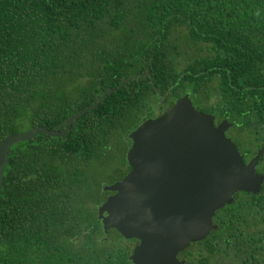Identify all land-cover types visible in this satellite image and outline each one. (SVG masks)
Returning a JSON list of instances; mask_svg holds the SVG:
<instances>
[{
  "label": "trees",
  "instance_id": "16d2710c",
  "mask_svg": "<svg viewBox=\"0 0 264 264\" xmlns=\"http://www.w3.org/2000/svg\"><path fill=\"white\" fill-rule=\"evenodd\" d=\"M177 30L207 53L182 69ZM107 89L64 138L39 134L9 150L0 264H131V242L96 217L97 178L160 98L188 94L196 110L227 118L244 162L253 157L264 146V0H0V140L62 131ZM213 222L187 263L264 264V187L235 195Z\"/></svg>",
  "mask_w": 264,
  "mask_h": 264
},
{
  "label": "water",
  "instance_id": "95a60500",
  "mask_svg": "<svg viewBox=\"0 0 264 264\" xmlns=\"http://www.w3.org/2000/svg\"><path fill=\"white\" fill-rule=\"evenodd\" d=\"M135 78L120 81L118 88ZM114 91H103L94 105L68 117L62 131L35 127L1 139L0 193L12 146L39 134L64 138L74 121ZM159 104L158 117L129 133L130 171L121 181L102 187L114 194L97 209L104 234L113 229L125 240L138 241L129 256L132 264H183L177 253L217 229L212 221L215 212L230 206L238 192L258 195L264 183V175L255 172L264 147L245 163L235 143L225 136L233 123L222 120L215 126L214 117L196 110L188 94L169 108L161 98Z\"/></svg>",
  "mask_w": 264,
  "mask_h": 264
},
{
  "label": "flooded vegetation",
  "instance_id": "af4514ba",
  "mask_svg": "<svg viewBox=\"0 0 264 264\" xmlns=\"http://www.w3.org/2000/svg\"><path fill=\"white\" fill-rule=\"evenodd\" d=\"M179 99V98H178ZM176 101V100H175ZM174 101V102H175ZM174 104V103H173ZM173 104H168V105H164L165 107H167V108H169L170 106H172ZM160 114H161V111H160ZM159 114V115H160ZM159 115H156V116H154V117H152V118H156V117H158ZM211 115V114H210ZM213 117H214V125L216 126V125H218L222 120H227L228 121V119L227 118H219L218 116H214V115H212ZM230 123V122H229ZM233 126V125H232ZM232 127H230L226 132H225V136L227 135V133H229V131H230V129H231ZM227 138H229L228 136H226ZM230 139V138H229ZM231 140V139H230ZM130 145H131V141H130V144H129V146H128V148H127V150H126V152L124 153V158H125V161H123V162H117V161H113V163H112V165H113V174H115V176H116V178H113V179H111V182L109 183L110 185H112V184H114L115 182H119V181H121L123 178H124V176H126L128 173H129V171H130V168L128 167V165H127V162H126V153H127V151H128V149L130 148ZM264 147V146H263ZM238 150V149H237ZM240 153V152H239ZM254 157V156H253ZM252 158V157H251ZM250 158V159H251ZM262 158V157H261ZM260 158V159H261ZM250 159H248L247 161H245V163H247ZM106 166V165H105ZM104 170V169H103ZM255 172H256V174H258V175H264V163L263 162H260V160L258 161V163H257V165H256V167H255ZM263 187H264V183L261 185V189H260V192H259V194L261 193V191L263 190ZM104 194H105V197H104V199H103V196H104V194H102L101 195V198H102V200H101V203L97 206V209H98V207L109 197V196H111V195H113L114 193H112V192H103ZM238 193H242V192H238ZM238 193H236V194H234L233 195V199H234V197H235V195H237ZM258 194V195H259ZM258 195H256V196H258ZM234 201V200H233ZM96 213H97V211H96ZM214 218V217H213ZM212 221H213V219H212ZM213 224H214V222H213ZM113 230V229H112ZM110 231V230H109ZM128 241H130L131 242V244H133V246H132V248H131V251H130V254H129V256L131 255V253H132V250H133V248L138 244V241L137 240H128ZM195 243H190L189 245H188V247L187 248H185V249H183L182 251H180V252H178L177 253V255H176V258L178 259V261H180V262H184L183 264H190V263H187V261H186V257L188 256V257H190L191 259H194V257H195V252H196V249H195V245H194ZM128 259H129V257H128ZM132 264V263H131Z\"/></svg>",
  "mask_w": 264,
  "mask_h": 264
},
{
  "label": "rangeland",
  "instance_id": "374dc122",
  "mask_svg": "<svg viewBox=\"0 0 264 264\" xmlns=\"http://www.w3.org/2000/svg\"><path fill=\"white\" fill-rule=\"evenodd\" d=\"M184 36H185V32H181V30H177L176 32L173 33V39L175 40V42L177 44H179V46H181V48H180L181 53H179L178 59H177V61L179 63V69H182L187 64V62L189 60H192L193 58L204 56L207 54V53H196L199 50L195 49L194 46H192V47L186 46L184 44V39H183ZM159 114H160V111L158 109H156L154 111V116L159 115ZM232 132L233 131H230V133H227L226 136L232 137V135H233ZM128 145L129 144H126L124 148H126ZM114 159L125 161L123 151H121V150L116 151V149H115V150H112L111 153L108 155V159L106 161V166H105L104 170L100 173L99 178H97V180H103L104 181L102 184V187L104 185H110L109 183L111 182V179L116 178L115 174H113V165H112ZM102 187H101V191H102ZM96 194H95V196H97V197L101 196L100 192H97ZM104 197H105V194L103 196V199H104ZM95 212H96V210H95ZM132 246H133V244H132Z\"/></svg>",
  "mask_w": 264,
  "mask_h": 264
}]
</instances>
